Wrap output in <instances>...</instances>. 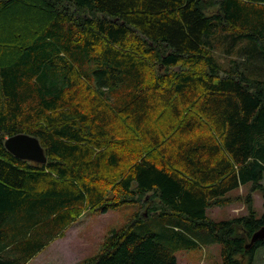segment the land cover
<instances>
[{
  "label": "trees",
  "instance_id": "1",
  "mask_svg": "<svg viewBox=\"0 0 264 264\" xmlns=\"http://www.w3.org/2000/svg\"><path fill=\"white\" fill-rule=\"evenodd\" d=\"M16 134L46 162L8 153ZM263 176L264 0H0V264L145 196L79 264H179L203 242L253 264L264 210H206L246 184L264 209Z\"/></svg>",
  "mask_w": 264,
  "mask_h": 264
},
{
  "label": "rangeland",
  "instance_id": "2",
  "mask_svg": "<svg viewBox=\"0 0 264 264\" xmlns=\"http://www.w3.org/2000/svg\"><path fill=\"white\" fill-rule=\"evenodd\" d=\"M216 61L226 66L227 59L221 48L214 52ZM264 185V176L261 182ZM113 195L109 193V197ZM250 195L251 208L254 217L259 219L263 213V198L261 192L251 189L246 184L229 192L227 201L221 206H212L206 210L207 216L213 221L233 219L248 214V204L245 198ZM148 196L139 202L126 204L117 210L105 213L83 211L81 216L62 235L56 236L31 264H79L85 258L97 254L110 231L127 226L136 212L146 217L148 208L145 202ZM151 205V204H149ZM174 256L179 264H221L219 246L213 242H203L192 249L175 250ZM253 264H264V246L257 250Z\"/></svg>",
  "mask_w": 264,
  "mask_h": 264
},
{
  "label": "water",
  "instance_id": "3",
  "mask_svg": "<svg viewBox=\"0 0 264 264\" xmlns=\"http://www.w3.org/2000/svg\"><path fill=\"white\" fill-rule=\"evenodd\" d=\"M4 147L8 153L19 160L44 164L46 157L37 138L27 134H16L5 139ZM264 240V227L253 233L249 244Z\"/></svg>",
  "mask_w": 264,
  "mask_h": 264
},
{
  "label": "crops",
  "instance_id": "4",
  "mask_svg": "<svg viewBox=\"0 0 264 264\" xmlns=\"http://www.w3.org/2000/svg\"><path fill=\"white\" fill-rule=\"evenodd\" d=\"M49 243H51V241H50ZM49 245H50V244H49ZM44 249H45V248H44ZM44 249H42L41 251H43ZM41 251H40V252H41ZM40 252H38L33 258H31V259L28 261L27 264L34 263L35 259L38 257L37 255H38Z\"/></svg>",
  "mask_w": 264,
  "mask_h": 264
}]
</instances>
